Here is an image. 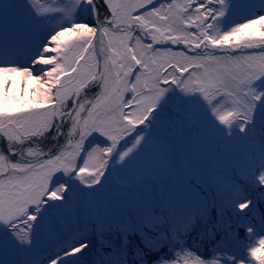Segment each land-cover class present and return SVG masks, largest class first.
I'll use <instances>...</instances> for the list:
<instances>
[{
	"label": "rangeland",
	"instance_id": "obj_1",
	"mask_svg": "<svg viewBox=\"0 0 264 264\" xmlns=\"http://www.w3.org/2000/svg\"><path fill=\"white\" fill-rule=\"evenodd\" d=\"M201 1L210 7L206 12ZM106 4L112 20L98 31L101 89H94L98 60L90 25L63 41L59 60L68 72L47 104L0 110V131L15 158L57 149L23 165L5 164L0 146V264H25L87 221L128 227L158 209L168 215L194 210L202 205V180L221 177V189L233 186L235 180L219 171L232 163L242 173L243 161L257 150L237 145L240 133L229 130L237 117L264 124V96L257 91L264 84V53L238 58L236 46H211L193 56L195 63L170 47L205 41L211 12L218 25L264 0ZM98 9L93 0H0V57L24 58L77 17L110 18ZM162 43L164 50L157 47ZM225 104L229 115L220 110ZM52 127L59 138L45 144ZM19 134L28 136L20 140ZM83 255L61 264H77Z\"/></svg>",
	"mask_w": 264,
	"mask_h": 264
},
{
	"label": "trees",
	"instance_id": "obj_2",
	"mask_svg": "<svg viewBox=\"0 0 264 264\" xmlns=\"http://www.w3.org/2000/svg\"><path fill=\"white\" fill-rule=\"evenodd\" d=\"M197 5L202 12L210 8L207 1ZM101 11L107 14L104 8L98 9ZM213 17L211 12L208 29L203 31L205 41L198 45L181 41L178 47L173 43L170 48L183 52L191 61L193 56L205 55L211 46H236L234 55L238 58L245 57V53H264V6L233 15L218 25L212 24ZM89 26V18L78 17L53 30L24 60L0 59V110L47 104L59 79L68 72L61 70L59 60L63 41ZM157 47L164 50L165 43ZM257 91L264 96V84H259ZM220 110L223 115L231 112L226 104ZM247 122L237 117L229 132L240 133L237 145H253L257 150L243 161L242 173L232 163L219 171L235 180L233 186L221 189V177L202 180L199 204L203 210L198 206L188 211L186 207L168 215L167 210L158 209L128 227L87 221L25 264H61L80 253L84 255L77 264H264V124L249 121L248 131L242 132ZM53 130L43 135L48 136L45 144L50 138H59ZM25 136L20 135V140ZM2 142L0 139L4 163L18 164ZM232 154L238 155L236 151Z\"/></svg>",
	"mask_w": 264,
	"mask_h": 264
},
{
	"label": "water",
	"instance_id": "obj_3",
	"mask_svg": "<svg viewBox=\"0 0 264 264\" xmlns=\"http://www.w3.org/2000/svg\"><path fill=\"white\" fill-rule=\"evenodd\" d=\"M91 24H92V23H91ZM98 26H99V23H96L95 26H94V28H95V31H94V45H95L96 38H97V29H98ZM96 51H97V50H96ZM99 60H100V67H99V71H98L97 76H98V79L100 80L101 75H102V72H103V60H102L101 57H99ZM85 88H86V84L83 85V86H81V87H79V88L77 89V91H76V93H75V95H74V101H73V104H72V108H71V110H72V109L74 108V106H75V101H76V99H77L79 93H80L83 89H85ZM0 136L3 138L4 143H5V138H4V136L1 135V134H0Z\"/></svg>",
	"mask_w": 264,
	"mask_h": 264
}]
</instances>
